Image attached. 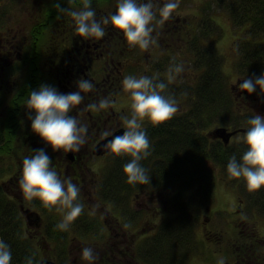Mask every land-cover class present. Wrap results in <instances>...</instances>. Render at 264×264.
<instances>
[{
	"label": "rangeland",
	"instance_id": "rangeland-1",
	"mask_svg": "<svg viewBox=\"0 0 264 264\" xmlns=\"http://www.w3.org/2000/svg\"><path fill=\"white\" fill-rule=\"evenodd\" d=\"M97 1L99 2L98 7L95 8L92 4L97 11V18H100V16L105 17L110 15L116 8L117 0ZM213 1H216V3ZM40 5L41 4L36 0H0V53L2 51L6 54L8 51L11 59H15L16 55L20 58L30 56L32 42L31 30L33 28L34 18L36 19L41 14ZM103 12L105 14H103ZM229 13L228 9H226L219 0H180L179 8L175 10L173 18H170L172 21L169 19L164 22L165 24L168 23L169 28L175 30V33L172 35L173 40H170V45L168 44V40H163L161 44L158 43V45H153L147 50L135 47L131 62H127L130 66L126 67L124 71L121 69L123 76L127 74L150 75L147 73L151 72L156 75H160V77L162 76L167 78L169 65L173 62H182L185 70L178 74L174 81L169 82V85L175 89H183L190 83L192 85V81L196 80L203 73V69H198L197 66H195L197 56L194 51L192 52L190 45L198 41V48H201L200 50L203 49L205 46L203 44L206 42L203 40L204 37L202 29L206 26L204 29L212 32L210 38L208 39L210 40L208 43L213 44L217 53L223 58L221 70L227 79L228 84L226 85H228L232 96L235 97L236 111H238L241 116L252 115L253 113L264 116V94H260L258 89L252 94L241 93L237 88V84L240 80L238 79L236 84H234L237 76H243L245 74L240 73L235 68L234 63L238 60L237 54L239 50L232 46L238 37L244 36L243 32L245 27H240V29L235 28L231 23ZM208 14L210 15L208 16ZM207 16L209 21L211 20L213 23H209V21L206 20ZM185 24L188 25L185 26ZM156 26H158V24H156ZM181 26L184 28L182 29ZM193 26L197 27L198 30L192 32L190 28ZM105 28L107 30L106 36L111 40L109 43H115L113 44V48L121 47L117 45L120 42L119 37L122 35L113 34L114 29H112L109 25H105ZM34 29L36 30V27H34ZM44 30L45 29H39L38 31L42 32V34L50 33V35H48L43 42H41L43 43V46L40 43L38 47L39 57L37 64L40 69L39 74L46 73L51 76H55L56 74V76L61 77V80L63 83H66L67 86L69 84V79L65 76L68 74L70 75L73 70L74 74H77L80 69L77 66L75 69H71V67L67 68L68 63L66 61L69 59L74 60L77 54L71 50V54L68 53L64 60V52L67 51L65 48L69 45L79 43L82 40L76 35L72 20L67 14H60L58 16L56 25L52 24V31L45 32ZM178 31L181 33L180 38L179 35L177 36ZM168 36H170V34ZM124 46L126 47L127 44ZM78 57L79 56H77V59ZM99 65L101 68L104 67L102 61L99 62ZM106 66L108 68L109 64H106ZM1 67H3L2 62H0V76L2 72L5 71V67H3L4 70H2ZM64 67H66V69ZM57 69L59 71H56ZM24 74L25 71H18L14 75L13 79L16 77L21 79ZM156 75L154 76L157 77ZM53 84L56 86V79L53 80ZM15 90H17V88L9 86L6 90L3 89L1 92L4 93L5 96L3 97L4 102H0V125L5 119L6 114L7 116L10 115V118H17L19 116L17 114V109L15 108L17 103H14L11 106L7 102V98L9 100L13 99ZM184 91L187 92V89ZM119 93L120 94L117 96L115 103L113 104V115L111 116V119H118L119 123L122 125L121 117L125 114H130V101L125 91L121 89ZM18 95H21L20 92ZM25 101L26 100L19 104V107H21L20 120H17L19 118L10 120L8 124L10 128L12 127L11 129L14 130L15 133L10 135L11 142L7 147V153H5L4 150V152L0 151V195L6 197L5 202L8 204V208H10L8 215L9 221L14 224L16 216L21 218L19 221L22 225L21 229L24 235H26L29 239H32L31 243L34 245L33 249L35 252L34 258L38 257L37 262L43 258L55 261V258L58 255H62L63 257L67 256V250L64 251L65 246L74 236L77 238L80 237L79 239L88 243L87 246L93 247V244L89 241L97 239L92 238V236L87 234V232L88 229H102L103 209L105 213L108 214V219L112 220L114 223L118 222L117 225H124L127 229L137 231L140 229H152L154 226L158 229L165 222V220L177 217L178 212L175 210L173 203H176L178 197L176 194L177 192L172 189H165L166 191L149 189L143 192H137L128 198L126 202L125 199H121L119 204H114L108 201V198H105L102 195L103 189L101 184L104 181V186L106 187V183L109 179L108 171H104V175H102V170L104 169V166H108V164L112 162L110 154L102 156V158H89L85 155L81 158L82 162H84L83 165L85 168H74V170L78 171V174H80L83 178L81 187L75 181V176L73 174L74 171L71 168H65L63 162L62 164L60 163V159L58 158H62L63 153L59 154L60 156L57 157L55 155L56 152H52L51 149L48 148L46 150H48L53 157L55 156V161L58 162L59 167L61 166L63 169L60 177L62 179H71L80 187V201L84 204V209L69 229L60 230L56 227V224L62 218V212L55 209L49 210L48 208L42 206L39 201L29 202L24 198V206L37 211L42 217L40 227H37L35 219H31V224H27L25 217H22L19 211V204L22 197L19 199L18 191L11 189L13 186L11 180L14 179L16 171L22 168L23 157L27 155V153L28 155L31 154V149H35V145L37 144L40 145V147L45 146L37 136L32 134L30 126H27L30 123V119L28 117L27 110L25 109ZM17 122H19L18 128L16 125ZM114 123L115 121H111L109 126H113ZM147 125L148 123H145V126ZM217 125H219V123L209 126V130L214 133L215 128L220 127ZM26 126L27 129H24L26 138H24L21 136L22 132H20V127L24 128ZM222 127L233 130V126H228L227 124H224ZM1 128L0 144L2 145L5 138L2 132L3 128ZM212 133L210 135L213 136ZM241 136L242 133L236 134V136L231 138L230 144L242 143ZM36 141L40 142L37 143ZM22 147L23 151H25L24 153H21ZM63 158L68 161L65 155ZM79 162L81 163V160ZM213 168L215 169L216 167ZM215 173L216 179L214 182L213 198H208L205 202L200 197L196 198V191L191 190L184 191L181 195V197L192 196L190 199H192L194 205L197 206L195 210H188L187 214L188 219L192 220L191 228L194 229V231L191 232V234L194 238L193 241L196 243V245L194 244L193 246V250H191L189 260H187L189 264H206L205 262L208 260L213 263L214 257L217 260L219 255H223L226 259L228 256L227 254H229L230 251L237 250L235 249L236 245L240 246L244 244V247L247 243L245 241L248 239L242 237V230H258L259 233L262 234L260 236L264 237V213L260 211L258 208L259 206L254 204L250 205L248 203V193L245 192L244 194V191L247 188L245 187L243 181L232 183V180L229 181L221 177V171L216 169ZM262 189L264 190V188ZM149 199L155 204L153 207L152 203L149 202ZM253 201L254 200H252V202ZM139 203L141 204L138 205ZM242 203H244L243 206H241L244 208V212L249 205L252 209V214L245 212V214H248V220H246L247 222L239 220L238 224L241 227L237 226L236 228L233 225V220H235L233 218L236 215H234V210L238 209L239 205ZM148 207H152V210L156 209L157 215L155 218L150 216L149 219L146 217V214L142 213L141 209ZM187 208L188 207L186 206V209ZM14 212L16 213L15 216L13 214ZM241 216L244 217V214ZM236 217L240 218L239 216ZM145 220H148L149 223L144 225L143 223ZM98 224L102 227H99ZM239 228H241L240 232ZM237 229L238 231H236ZM38 230L42 232L45 230H60L61 232H69V235L61 233V241H59V243H53L50 241L51 238H38V236H45L41 233L36 234V231ZM30 234H36L37 237L35 236L31 238ZM238 235H240V237ZM149 236L150 234L141 240L147 241ZM203 239L205 241H203ZM39 240H48L49 243L46 245L45 243L38 242ZM72 241H74V239ZM251 241L254 242L253 239H251ZM100 245L101 243L97 244V251H99ZM201 249L204 250V253H201ZM178 250L179 249L176 251ZM220 250H222V252H219ZM213 251L216 253L215 255H212ZM225 251H227V254H224ZM204 260L206 261L204 262ZM137 263L147 264L143 260L141 254L140 256H137Z\"/></svg>",
	"mask_w": 264,
	"mask_h": 264
},
{
	"label": "trees",
	"instance_id": "trees-1",
	"mask_svg": "<svg viewBox=\"0 0 264 264\" xmlns=\"http://www.w3.org/2000/svg\"><path fill=\"white\" fill-rule=\"evenodd\" d=\"M36 1L41 4V14L36 19L34 18L31 30L30 56L16 59L2 72L3 76L0 79V102H4L3 97L5 94L1 93L3 89L6 90L9 86L17 88L14 91L13 99L9 100L7 98V102L11 106L17 103L15 108L19 115L17 117L19 119H17L16 117L10 118V115L7 116L6 114L0 125V128L1 126L3 128L1 129L5 138L3 144H0V151H5V153H7V147L11 142L10 135L15 133L8 124L10 120L17 119L19 121L21 118V107H19V104L26 100L32 88L39 86L41 83L54 85L53 80L56 79L46 73L39 74L40 69L37 64L39 57L38 47L50 33L42 34L38 30L52 31V24L56 25L58 16L66 13H62L54 7L55 0ZM219 1L230 12L232 25L239 29L240 27H245L244 36L238 37L232 46L239 50L237 54L238 60L234 63L236 70L247 76H258L264 72V0ZM213 2L216 3V1ZM61 3L66 6V0H61ZM79 3L80 0H74V3H70L68 6L76 7L79 6ZM92 4L95 8L99 6L97 0H92ZM103 14L105 13L103 12ZM208 16L206 20L209 21ZM102 18L104 17L100 16L98 19ZM210 22L212 21L210 20ZM34 27H36V30ZM205 27L202 29L203 40L206 42L203 44L205 45L203 49L200 50L201 48H198V41L190 45L192 52L194 51L197 56L195 66L198 69H203V73L192 81V85L191 83L187 84L183 89H175L169 85L166 91L175 96L180 110L169 121L156 126L151 124L145 126L151 142V154L142 160L141 163L151 176L149 184L132 185L127 183L122 169L129 157H115L112 155V162L106 167V171L109 173L106 187L104 186V181L101 184L102 195L114 204H119L121 199H125L126 202L135 193L149 189L162 191L172 189L177 192L178 199L176 203H173L175 210L178 212L177 217L165 220L158 228V233L152 239L153 241L150 242L147 239L143 244L144 247L142 246L144 249L141 251V256L148 264H173V259L177 260V254H179L182 246L188 248L190 255L194 244L196 245L191 234L194 231L191 228L192 220L188 219L187 214L188 210H195L197 206L190 199L192 196L181 197L182 192L196 191L195 197H200L205 202L208 198H213L216 169L221 171V177L229 181L232 180V183L242 182L240 179L228 176L226 164L233 153L239 158L243 152V144L224 145L221 139L210 135L212 132L209 130V126L219 123L217 125L220 126L219 129L223 128L224 124L233 126V130L235 128H245L247 118L250 115L241 116L236 111L235 97L232 96L228 85H226L228 84L227 79L221 70L223 58L217 53L213 44L208 43L212 32L204 29ZM190 30L193 32L198 29L193 26ZM114 33L115 30L113 31ZM119 44L122 43L119 42ZM126 44L124 51L129 53L131 60L134 47L129 46L127 42ZM121 58L122 56L118 52L109 53L107 58L109 75L116 81V84L118 83V86H120L121 82ZM100 61V59L95 61V66L99 71L101 69ZM18 71H25L24 76L21 79L17 77L13 79ZM147 74L152 77L156 75L151 72ZM156 76L155 78L157 79L167 80L166 77ZM95 77L97 76L93 75L94 79L91 81L94 85H99L101 88L100 77L98 76L97 79ZM186 89L187 92L184 91ZM19 92L21 95H18ZM93 100L95 102V99ZM89 112L90 116L96 119L94 116L95 112L91 110ZM18 123L16 124L17 128L19 126ZM24 129H27V126L24 128L20 127V132H22L21 136L26 138ZM216 129L218 128L216 127ZM36 148H40V145H35ZM24 152L22 147L21 153ZM213 167L216 168L214 169ZM4 169L6 170L5 167ZM245 192L248 193V199L254 200L253 202L257 201L248 203L259 206L260 211L264 213V190L259 189L255 192H249L245 189L244 194ZM5 201L6 197L0 195V238L5 239L11 245V264H26L28 257H31L33 264H36L33 247L28 240L19 235L20 231H22V225L19 222L21 218L16 216L14 224L9 221L10 208H8V204ZM186 206L188 207L187 209ZM13 214L14 216L16 215L15 212ZM177 249L179 250L176 251Z\"/></svg>",
	"mask_w": 264,
	"mask_h": 264
},
{
	"label": "clouds",
	"instance_id": "clouds-1",
	"mask_svg": "<svg viewBox=\"0 0 264 264\" xmlns=\"http://www.w3.org/2000/svg\"><path fill=\"white\" fill-rule=\"evenodd\" d=\"M74 0H55L54 7L66 13L72 20L74 31L82 40L97 39L105 36V25H110L122 34L131 47L149 49L156 45L154 35L156 24H163L173 18L179 8L180 0H117L115 10L110 16L97 18V11L92 0H80L79 6L69 7ZM182 62H173L167 70V80L157 79L146 74H127L121 80L122 90L130 101V114L122 119V132L111 133L105 130L104 147L115 157H129L123 165L126 182L132 185L149 184L150 175L142 160L151 154V142L147 135L145 123L153 126L169 121L178 111L179 104L174 95L168 93L169 82L184 71ZM240 82L237 88L241 93L252 94L257 89L264 94V72L258 76H237ZM94 88L91 80L80 77L74 91L61 92L52 84L41 83L32 88L25 101V109L30 119L31 132L37 136L45 147L31 149L22 161L21 175L18 180L23 198L29 202L39 201L49 210L63 213L56 224L60 230L70 228L84 209L80 201V187L71 179H62L52 165V152L70 153L79 151L87 141L88 128L80 122L74 110L85 98V94ZM115 101L104 97L98 102L87 104L91 111L106 109ZM243 152L237 157L233 153L226 164L230 178L243 181L249 192L264 188V116L253 113L247 118L246 130L241 136ZM81 257L88 264L96 260L94 249L85 246ZM11 245L0 238V264H11ZM26 264H33L28 257ZM217 264H225V257L219 255Z\"/></svg>",
	"mask_w": 264,
	"mask_h": 264
},
{
	"label": "flooded vegetation",
	"instance_id": "flooded-vegetation-1",
	"mask_svg": "<svg viewBox=\"0 0 264 264\" xmlns=\"http://www.w3.org/2000/svg\"><path fill=\"white\" fill-rule=\"evenodd\" d=\"M164 2V0H158V3L162 4ZM172 21V19H170ZM181 24V23H179ZM188 25V24H187ZM185 24V26H187ZM108 26V25H107ZM182 29L184 28L183 26H181ZM106 29V28H105ZM107 31V30H106ZM162 31V32H159ZM173 33H175V30L171 29L168 27V23L165 24L163 23L158 24V26H156V30L154 31V35L156 36L157 39V45L158 43L161 44L163 40H168L169 41V45H170V40H173ZM177 36L179 35L180 38V32H177ZM115 34H120L118 32L115 31ZM170 34V36H168ZM107 33L105 32V36L100 38L99 40L97 39H87V40H82L79 43H76L74 45H69L67 48L66 54L64 52V60L66 58V55L69 53L71 54V50H73L77 56L74 60H67L66 62L68 63L67 68L71 67V69H75V67H79V71L77 72V74H74V70L71 72V74L65 76L66 78L69 79V84L66 86V83H63V81L61 80L60 76H56L55 74V78H56V87L58 88L59 91L61 92H69V91H74L76 88V81L80 78V77H85L88 78L90 80L94 79L93 75L95 76H99L101 79V88L99 85H95L94 88L85 94V98L84 100L81 102L80 105H78L76 107V109L74 110L73 114L77 116V118L80 120L81 123L86 124L87 128H88V134H87V141L85 144H83L80 148L79 151L76 152H70V153H63L62 158H58L60 159V163L62 164V162L64 163L65 168H71L74 171V176H75V181L77 184H79L81 186L83 178L81 177L80 174H78V171L74 170V168H85L82 162L83 156H88L96 158H102V155L97 156L93 154V148L94 146L102 139L105 138L102 133L105 130H109L111 133H115L116 130L120 127H122V125L119 123L118 119H111V116L113 115V104L111 106H109L106 109H101L99 111H94V116L96 117V119L92 118V116H90V112L87 108V104L94 102L93 99H95V102H98L100 99L104 98V97H109L112 100L115 101V99L117 98V96L120 94V90L122 89L121 87V82H120V86H118V83L116 84L115 80L112 78V76L109 75V67L107 68L106 64H108V54H114L115 52H118L121 56H122V61L120 64H122L121 69L125 70L126 67H129L130 64H126L128 61L131 62L130 58H129V53L125 52V46L124 44H126V40L123 37H119L120 38V43L122 44H118L117 46H121L119 48H113V44L109 43V41H111L109 39V37L107 38ZM122 35V34H121ZM178 38V37H177ZM178 38V39H179ZM178 41V40H177ZM64 49V50H65ZM135 49V47H134ZM5 53H1V57H0V62H2L3 60H7L8 57H10V54L8 53V51L6 52V56H2ZM133 54V53H132ZM98 59H100L103 62V66L100 71L96 68L95 66V61H97ZM9 63L12 62L11 59H9ZM8 64V63H7ZM6 66V64H5ZM4 67V66H3ZM1 67V69L3 70L4 68ZM66 69V67H64ZM56 71H59L58 69ZM122 71V70H121ZM97 77H95V79H97ZM123 72L121 74V78L120 80H122L123 78ZM119 80V81H120ZM113 92V93H112ZM115 95V96H114ZM111 121H115V123L109 126V123ZM30 125V123L28 124ZM231 140V139H230ZM62 153V152H61ZM59 152H56L55 155L58 157L60 156L59 154H61ZM64 155L66 156V158L68 159V161H66L63 157ZM109 155L105 154L103 156ZM53 159L55 160V156L53 157ZM81 160V163L79 162ZM56 162V161H55ZM56 164H58V162H56ZM63 172V169L61 168V166L59 167L58 164V173L59 175ZM20 175L15 176L14 179L11 180L12 183V190H16L18 191V198L20 199L22 197V199L20 201H23V196L22 193L19 190V186H18V180H19ZM82 187V186H81ZM249 202H251L252 200L248 199ZM149 202L152 203V207L155 205L153 203L152 200L149 199ZM257 202V201H255ZM141 203H139L138 205H140ZM244 203L239 205V208L234 210V215L235 217L233 219L234 222V226L237 228V226H240L238 224L239 220L240 221H244L247 222V215L245 214V212L247 213H251L252 209L250 207H248L246 209V211L244 212V208H242L241 206H243ZM24 206V204H23ZM25 207V206H24ZM152 207H148V208H142L141 211L143 214H146V217L150 219V216L152 217H156V209L152 210ZM28 208L30 210H33L29 207H25ZM103 212V222H102V229L98 228V229H88L87 234H90L92 236V238H96L97 240H93V241H89L90 243H92L93 245V249H94V254L96 255V260L93 262V264H138L137 263V256H140V252L142 251V249H144L143 244L145 242V240H141L142 238H145L146 236H149V240L148 241H153L152 239L156 236V234L158 233V229L154 226V228L152 229H140V230H132V229H127L126 227L121 226V225H117V223L115 224L112 220L108 219V214L105 213L104 209L102 210ZM27 217H26V223L27 224H31V217L35 218L33 214L29 213L26 211ZM244 214V217L241 216ZM252 214V213H251ZM239 216L240 218L236 217ZM264 218V217H263ZM254 221V220H253ZM149 221L145 220L144 221V225L148 224ZM38 227L39 223L37 224ZM116 226V227H114ZM241 227V226H240ZM238 231V229L236 230ZM241 231V228H239V232ZM42 234L45 236H38V238L44 239L45 237L47 238H51L50 241L53 243H59L60 238H62V236H60L61 233H65L67 235H69V232H61L60 230H45V231H36V234ZM36 234L31 235L30 237H35ZM242 237H245L246 239H248L245 246L243 247V245H236L235 249L237 250H232L229 252V254H227V251H225L224 254H227V258L225 259V264H264V237L260 236L262 234L259 233L258 230L254 229H248V230H242L241 231ZM22 238L26 239L29 241V243L31 244V246L34 248V245L31 243L32 239H29L26 235H24L23 231H20L19 234ZM95 235V236H94ZM83 236V234H82ZM240 237V235H238ZM37 237V236H36ZM80 238V237H79ZM77 237H72L66 244L64 251L67 250V256H62V255H58L56 256V262L53 261L52 259H41L39 262H37L38 257L36 258V262L37 264H39L42 261H47L50 262L52 264H88V262L84 261L81 257V250L87 246V242L79 239ZM74 239V241H72ZM251 239L254 240L251 241ZM250 240V241H249ZM203 241H205L203 239ZM38 242H42L45 243L46 245L49 243L48 240H43V241H38ZM99 246V251L96 250L97 248V244H100ZM38 244V243H37ZM142 244V245H141ZM143 246V247H142ZM203 249V248H202ZM200 250L201 253H204V250ZM193 250V249H192ZM179 254H177V260H174L173 264H189L187 260H189V253H188V248L186 246H182L181 249L179 250ZM219 252H222V250H220ZM216 253L213 251L212 255H215ZM191 256V254H190ZM214 257V256H213ZM206 260H204L205 262ZM203 262V263H204ZM206 264H217V260L214 257V261L213 263H211V261H206Z\"/></svg>",
	"mask_w": 264,
	"mask_h": 264
},
{
	"label": "water",
	"instance_id": "water-1",
	"mask_svg": "<svg viewBox=\"0 0 264 264\" xmlns=\"http://www.w3.org/2000/svg\"><path fill=\"white\" fill-rule=\"evenodd\" d=\"M119 132H122V130H118ZM117 131V132H118ZM245 130H243L244 132ZM116 133V132H115ZM213 136L215 137H219L223 140V142L226 144L229 140V138L234 134V132H228L226 129H216L214 131V133H212ZM111 137H105L103 138L100 142H98L96 144V146L94 147L93 149V153L96 154V155H103L105 153H107V149L104 147V144H105V141L106 139H110ZM27 212H30L27 210ZM31 213V212H30ZM37 215V214H36ZM38 219H39V216L37 215ZM39 264H52L50 262H47V261H42L40 262Z\"/></svg>",
	"mask_w": 264,
	"mask_h": 264
}]
</instances>
